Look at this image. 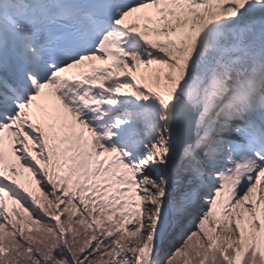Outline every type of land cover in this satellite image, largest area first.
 <instances>
[{
	"label": "snow or ice",
	"instance_id": "1",
	"mask_svg": "<svg viewBox=\"0 0 264 264\" xmlns=\"http://www.w3.org/2000/svg\"><path fill=\"white\" fill-rule=\"evenodd\" d=\"M0 264H264V0H0Z\"/></svg>",
	"mask_w": 264,
	"mask_h": 264
}]
</instances>
